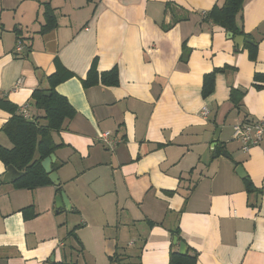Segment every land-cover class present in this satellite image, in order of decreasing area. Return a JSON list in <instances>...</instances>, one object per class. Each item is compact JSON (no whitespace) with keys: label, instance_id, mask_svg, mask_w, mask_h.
<instances>
[{"label":"crops","instance_id":"0c3cea01","mask_svg":"<svg viewBox=\"0 0 264 264\" xmlns=\"http://www.w3.org/2000/svg\"><path fill=\"white\" fill-rule=\"evenodd\" d=\"M223 2L0 0V100L41 117L31 94L60 66L72 76L55 91L75 111L52 133L70 210L56 211L55 186L4 184L0 161V264H168L176 229L195 264H264V143L243 154L231 141L236 122L264 117V87H253L264 76V0H243L236 18L258 43L255 60L250 43L239 50L202 18ZM45 4L56 27L42 33ZM93 61L99 73L117 69L116 87L83 88ZM222 68L203 98V77ZM232 88L244 92L238 107ZM11 116L0 108L7 149L1 128ZM104 132L118 141L113 151ZM29 206L36 215L25 219Z\"/></svg>","mask_w":264,"mask_h":264},{"label":"trees","instance_id":"16d2710c","mask_svg":"<svg viewBox=\"0 0 264 264\" xmlns=\"http://www.w3.org/2000/svg\"><path fill=\"white\" fill-rule=\"evenodd\" d=\"M243 0H224L221 7H214L207 14L202 13L203 19H207L213 24L223 28L233 34V36H244L236 25V18L242 10ZM45 25L41 32H48L56 27V18L53 9L49 4L44 5ZM248 38V36H244ZM248 47L249 58L256 59L257 42H252L250 39ZM225 68L215 69L210 74H207L202 79L201 94L203 98H207L214 90V77L216 73L223 72ZM72 74L65 68L58 66L54 74L47 77V87L38 88L31 94L33 105L37 110L42 112L41 117H30L31 123L22 118L18 113V108L13 107L7 101L0 100V108L12 114L11 118L2 126L1 131L7 137L11 144V148L7 149L0 146V161L4 167L13 166L17 171L23 172L24 175L13 182L12 185L20 190H34L44 186H54L48 179V175L43 170L41 163L44 159L53 154L58 148L63 147L62 144L57 145L52 133L63 128L64 123L74 117L75 111L68 101L59 95L55 88L57 85L70 78ZM118 71L112 68L108 71L99 73L96 70L95 61L92 62L81 84L84 89L93 86L116 87L118 85ZM253 87L257 90L264 87V76L255 74ZM262 83V84H259ZM244 92L230 89V101L235 107H238L240 99ZM42 121L43 123L39 122ZM215 156L219 155V148H215ZM214 156V151H213ZM58 165H52V171L58 169ZM246 191L251 192L252 186L245 179ZM56 194H60V186H55ZM25 219L35 217V212L32 206L22 210ZM28 213H30L28 215ZM73 235V232H70ZM172 237L176 238V244H171L169 251L168 264H195V254L186 246L180 237L178 229L172 232ZM172 238V239H173ZM186 246V253L180 255L178 253L179 245ZM55 264H75V263H55Z\"/></svg>","mask_w":264,"mask_h":264},{"label":"built area","instance_id":"2783aa9c","mask_svg":"<svg viewBox=\"0 0 264 264\" xmlns=\"http://www.w3.org/2000/svg\"><path fill=\"white\" fill-rule=\"evenodd\" d=\"M17 52L21 51V47L17 46ZM22 83V78H18L14 85L13 90H16L20 87ZM18 113L25 120H30L31 115L28 111V106L24 105L18 109ZM209 114V109L206 106H203L200 110V116L203 119H206ZM99 140L102 144L110 151H113L117 140L111 138L108 132H104L99 135ZM231 141L236 142L239 145V149L243 154H248L250 149L260 146L264 143V117H261L257 120H248L244 119L240 122H236L232 126V136Z\"/></svg>","mask_w":264,"mask_h":264},{"label":"water","instance_id":"95a60500","mask_svg":"<svg viewBox=\"0 0 264 264\" xmlns=\"http://www.w3.org/2000/svg\"><path fill=\"white\" fill-rule=\"evenodd\" d=\"M227 36L229 38H233L234 44L237 46V48L239 50H241L243 48V45L245 43H250V41L245 40L244 36H233L232 33L228 32ZM23 53H26V50H23ZM28 123H31V120L27 121ZM218 135H219V130L216 131L215 136L213 138L214 143L217 142L218 140ZM226 153L223 152V155H225ZM55 161V156L53 154H51L49 157H47L46 159H44L41 163V166L43 168V170L45 171V173L48 175V179L50 180V182L54 185V186H59V180H58V176L55 172L52 171L51 165L53 164V162ZM236 173L240 178H244L245 177V173L242 169L241 166H238L236 168ZM24 175L23 172H19L17 171L13 166H8L6 168V173L4 174L3 178H2V182L4 184H11L15 181H17L18 179H20L22 176ZM55 209L58 212L59 210H70V203L68 201V198L66 197L64 192H60V194L58 196H56L55 198ZM173 244H176V238L173 239ZM178 253L180 255H184L186 253V246L184 244H180L179 245V249H178ZM51 261H53V258H51Z\"/></svg>","mask_w":264,"mask_h":264},{"label":"rangeland","instance_id":"374dc122","mask_svg":"<svg viewBox=\"0 0 264 264\" xmlns=\"http://www.w3.org/2000/svg\"><path fill=\"white\" fill-rule=\"evenodd\" d=\"M40 123H43L42 121H39ZM72 242V240L68 241L67 243V249H69L70 243Z\"/></svg>","mask_w":264,"mask_h":264}]
</instances>
